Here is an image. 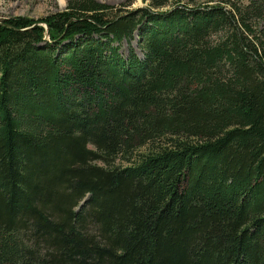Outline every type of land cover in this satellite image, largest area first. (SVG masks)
<instances>
[{
    "label": "trees",
    "instance_id": "trees-1",
    "mask_svg": "<svg viewBox=\"0 0 264 264\" xmlns=\"http://www.w3.org/2000/svg\"><path fill=\"white\" fill-rule=\"evenodd\" d=\"M180 1L0 19V264H264V3Z\"/></svg>",
    "mask_w": 264,
    "mask_h": 264
},
{
    "label": "rangeland",
    "instance_id": "rangeland-1",
    "mask_svg": "<svg viewBox=\"0 0 264 264\" xmlns=\"http://www.w3.org/2000/svg\"><path fill=\"white\" fill-rule=\"evenodd\" d=\"M105 2L115 7H121L124 9H133L139 6H144L148 3L149 0H98ZM205 0H181L180 3H189L194 4L198 2H203ZM224 1V0H212ZM249 0H232L236 5L243 6ZM68 0H0V19L14 16H26L28 18H43L50 13L60 11L64 9L67 5ZM228 2V1H226ZM264 3V0H262ZM173 2H170L167 6H170ZM229 3V2H228ZM232 5H227V7ZM45 25L46 30L48 27L44 22H40ZM258 27L264 26V17L258 21ZM45 30V31H46ZM120 51L122 54L127 55L128 48L132 47L139 56H142V51L138 45V34L133 33V36L130 41L123 39L119 42ZM87 197V196H86ZM85 198V197H84Z\"/></svg>",
    "mask_w": 264,
    "mask_h": 264
},
{
    "label": "water",
    "instance_id": "water-1",
    "mask_svg": "<svg viewBox=\"0 0 264 264\" xmlns=\"http://www.w3.org/2000/svg\"><path fill=\"white\" fill-rule=\"evenodd\" d=\"M47 27V26H46ZM49 32H48V29L45 31V38H48L49 36V34H48ZM87 199V197H85V198H83V200L80 202V204H82L85 200Z\"/></svg>",
    "mask_w": 264,
    "mask_h": 264
}]
</instances>
